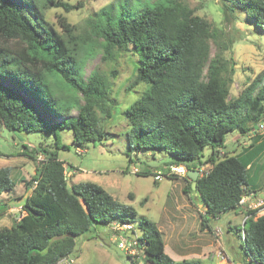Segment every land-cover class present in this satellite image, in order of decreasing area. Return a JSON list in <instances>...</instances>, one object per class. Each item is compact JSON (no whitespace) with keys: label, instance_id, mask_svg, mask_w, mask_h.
Instances as JSON below:
<instances>
[{"label":"trees","instance_id":"trees-1","mask_svg":"<svg viewBox=\"0 0 264 264\" xmlns=\"http://www.w3.org/2000/svg\"><path fill=\"white\" fill-rule=\"evenodd\" d=\"M60 7L69 13L82 4L0 0V127L55 137L71 130L77 148L106 140V120L113 117L118 100L111 78L98 70L86 76L85 64L99 51L106 63L132 48L138 63L128 89L144 84L146 90L122 112L129 151H161L175 159L171 166L187 164L189 170L212 165L196 180V190L188 176L171 172L170 164L167 173L155 174L170 180L177 175L186 183L184 194H197L205 209L199 214L203 231H213L212 218L239 213L240 199L252 192L249 165L264 151V141L240 155L225 151V141L237 130L250 135L264 120V72L232 97L236 63L224 52L234 41L223 39V31L195 15L183 0H156L135 15L124 7L123 12L102 10L85 21L83 31L65 16L59 17L62 32L46 21V11ZM222 8L225 20L241 12L264 32V0H223ZM207 147L211 153L204 157ZM23 148L30 149L26 144ZM31 154H42L44 160L27 187L32 194L21 218L10 228H0V264H60L74 257L77 238L112 223L131 225L140 233L144 264H202L174 261L156 223L101 185L69 186L65 162L49 146L41 144ZM138 174L153 175L147 169ZM15 187L12 169L1 168L0 213L7 207L1 202L3 193ZM248 215L239 230L244 233V264H264V215ZM126 256L142 264L136 256Z\"/></svg>","mask_w":264,"mask_h":264},{"label":"rangeland","instance_id":"rangeland-1","mask_svg":"<svg viewBox=\"0 0 264 264\" xmlns=\"http://www.w3.org/2000/svg\"><path fill=\"white\" fill-rule=\"evenodd\" d=\"M63 1L72 5L82 4V7L69 13L61 7L46 11V21L59 32H62L59 25L61 16L67 17L71 24L77 25L83 31L85 21L99 11L116 8L117 11L123 12L124 7L128 15H135L139 9L153 6L156 0ZM183 1L194 10L195 15L203 17L223 31V39L234 41L231 49L224 52V56L227 59L232 58L236 63L231 96H239L264 72V32L248 22L241 12L237 13L236 19L225 20L223 0ZM211 43L212 51L215 53L216 46L213 41ZM101 58V51L90 57L85 64L84 72L88 76L92 71L98 70L110 77L113 82V95L118 100V105L113 117L106 120V130L109 133L106 140L90 143L85 148H77L71 130L59 131L55 137L54 134L16 133L0 127V169L10 167L16 181L15 189L2 195L1 202L7 207L0 213V228H10L21 218L20 210L25 200L32 194V189L27 187L44 160L42 154L32 155L31 150L44 144L56 151L59 158L65 162L69 186L80 182L99 184L115 199L132 205L139 216L156 223L162 233L166 253L174 261L197 260L198 258H190L189 254L194 249L203 250L206 246L210 254L207 258H199L202 264H244L246 257L241 246L244 233L239 230L245 217L240 213L241 209H238L239 213L231 211L212 218L209 224L213 231L208 229L203 231L199 214L204 213L205 209L201 199L196 197V194H191V197L184 194L183 188L186 183L175 174L173 175L177 177L176 180H170L165 175L161 178L155 177L158 172L167 173V168H170V163L175 159L161 151H146L139 154L129 151L126 136L129 127L122 112L141 98L146 90L144 84L128 89L134 79L138 63V57L133 54L132 48L118 56L115 62L104 63ZM253 137L255 136L251 134L244 136L238 130L229 133L224 149L228 152L242 151L245 146L248 151L252 148L248 145L253 142ZM259 137V140H264L263 136ZM24 144L29 146L28 151L23 148ZM210 153L211 149L207 147L204 150V157ZM257 160L261 164L259 169L248 171L249 187L258 197L263 198L264 151L251 164ZM185 165L187 164L178 166ZM202 167L204 172L211 169L209 164ZM146 169L153 175L144 177L138 174L139 171ZM262 215L264 211L257 214ZM120 225L119 223H112L110 226L98 225L96 232L77 238L74 257L64 259L60 264H133L121 249L120 243L139 238L140 233L135 228L134 232L133 229H128L131 225ZM229 226L231 230L228 233ZM218 249L224 252L225 258L217 256ZM72 260L74 263H71ZM136 261L144 264L142 255H139Z\"/></svg>","mask_w":264,"mask_h":264},{"label":"built area","instance_id":"built-area-1","mask_svg":"<svg viewBox=\"0 0 264 264\" xmlns=\"http://www.w3.org/2000/svg\"><path fill=\"white\" fill-rule=\"evenodd\" d=\"M250 134L251 136H255V137L264 136V120L260 122ZM201 170L202 173H204V169L202 168ZM171 171L183 177L187 176L188 174V168L186 166H172ZM157 177L161 178V176H157ZM239 209H241L243 214L249 213L250 215H248V217L253 216L254 212L257 215L258 213L264 211V197L263 198L258 197L256 192H250L247 195H243L239 201ZM128 229H131V226H129ZM115 231L118 232L120 230H115ZM120 247L123 251H125V254L127 255H132L136 257L142 255L143 257L144 251L142 250V247L139 246L138 238H134L128 241H123L120 243ZM217 256L219 258H225V254L221 249H218ZM71 263H74V260H72Z\"/></svg>","mask_w":264,"mask_h":264},{"label":"crops","instance_id":"crops-1","mask_svg":"<svg viewBox=\"0 0 264 264\" xmlns=\"http://www.w3.org/2000/svg\"><path fill=\"white\" fill-rule=\"evenodd\" d=\"M251 139V138H250ZM260 139V137H253V142L251 143V144H249L248 146H250V147H252L251 149H249L248 151H247V148L245 147V146H243V148H244V150H242V151H238V150H235V151H233L232 153L233 154H235V155H240V154H244V153H250V151H253L255 148H258V146H259V144H261L264 140H259ZM255 146V147H254ZM260 165L261 164H259V162H258V160H257V162L256 163H253V164H251V165H249V167H251L250 168V170L249 171H251V170H258L259 169V167H260ZM195 196H197V195H195ZM231 230V226H229V228H228V230H227V232L229 233V231ZM166 247V246H165ZM189 247V246H188ZM208 251H210L209 249H207V247L205 246L204 248H203V250L202 249H194V250H192V252L189 254V257L190 258H198L197 260H200L199 258L200 257H203V258H207L208 257V255L210 254V252H208ZM207 252V253H206ZM75 259V258H74Z\"/></svg>","mask_w":264,"mask_h":264},{"label":"water","instance_id":"water-1","mask_svg":"<svg viewBox=\"0 0 264 264\" xmlns=\"http://www.w3.org/2000/svg\"><path fill=\"white\" fill-rule=\"evenodd\" d=\"M188 177L193 181V183H192L193 190H196V180L199 177V171L190 169L188 171Z\"/></svg>","mask_w":264,"mask_h":264},{"label":"clouds","instance_id":"clouds-1","mask_svg":"<svg viewBox=\"0 0 264 264\" xmlns=\"http://www.w3.org/2000/svg\"><path fill=\"white\" fill-rule=\"evenodd\" d=\"M256 137H259V136H256ZM263 137H264V136H263ZM209 166L211 167L212 165L209 164ZM202 168H203V167H202ZM202 168L200 167V168L192 169V170H198V171H199V176H200V175L203 174V173H202V170H201ZM188 171H189V169H188ZM187 176H188V174H187ZM184 177H185V176H184ZM252 192H253V191H252ZM196 195H197V194H196ZM240 213L243 214L242 211H240ZM243 215H244V214H243Z\"/></svg>","mask_w":264,"mask_h":264}]
</instances>
